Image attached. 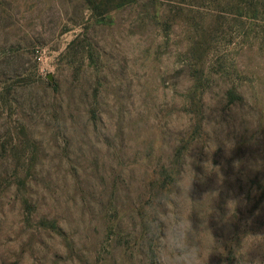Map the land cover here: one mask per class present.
Returning a JSON list of instances; mask_svg holds the SVG:
<instances>
[{"label": "rangeland", "instance_id": "1", "mask_svg": "<svg viewBox=\"0 0 264 264\" xmlns=\"http://www.w3.org/2000/svg\"><path fill=\"white\" fill-rule=\"evenodd\" d=\"M93 2L0 0V264H264V0Z\"/></svg>", "mask_w": 264, "mask_h": 264}, {"label": "trees", "instance_id": "2", "mask_svg": "<svg viewBox=\"0 0 264 264\" xmlns=\"http://www.w3.org/2000/svg\"><path fill=\"white\" fill-rule=\"evenodd\" d=\"M132 2H133V0H119V2L117 4H115L113 7L117 8V7H120L122 5L130 4ZM86 3H87L86 7H88V8L96 9L95 7H97V6H95V3L93 2V0H86ZM152 254H154V253L152 252Z\"/></svg>", "mask_w": 264, "mask_h": 264}]
</instances>
